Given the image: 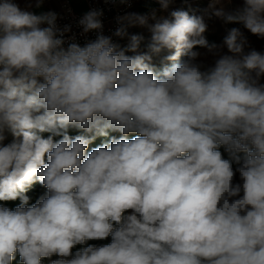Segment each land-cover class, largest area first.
Masks as SVG:
<instances>
[{"label":"clouds","instance_id":"obj_1","mask_svg":"<svg viewBox=\"0 0 264 264\" xmlns=\"http://www.w3.org/2000/svg\"><path fill=\"white\" fill-rule=\"evenodd\" d=\"M45 2L0 0V264H264V52L205 35L264 38V0L93 8L84 43Z\"/></svg>","mask_w":264,"mask_h":264},{"label":"rangeland","instance_id":"obj_2","mask_svg":"<svg viewBox=\"0 0 264 264\" xmlns=\"http://www.w3.org/2000/svg\"><path fill=\"white\" fill-rule=\"evenodd\" d=\"M208 6V0H189V3H184L183 0L176 1L172 5H170L169 12L174 9H191L195 14H200L201 11ZM239 6L238 3H233L229 5V8H235ZM159 15H168V12H160L158 13ZM208 30L205 33L207 39L209 42H216V43H222L223 38L227 35L228 29L231 27H241L242 31H244V35L246 36L248 40V46L246 47V51L250 50L252 48L264 52V38H259L257 36L252 35L249 33L247 30L243 29L241 25H234V24H229L226 25L222 21L218 19H212L208 20ZM128 33L129 35L131 34H143L145 36V41L142 42L141 44V51L145 50V46L148 41L149 33L147 29L141 28L139 26L136 27H129L128 28ZM128 43L127 37L124 38L123 40V46ZM200 51H204L203 49H200ZM157 63L159 61L157 60ZM72 135L77 134V130L72 129L70 130ZM9 140H11V136L8 137ZM101 138H97L96 140H100ZM7 142V141H6Z\"/></svg>","mask_w":264,"mask_h":264},{"label":"built area","instance_id":"obj_3","mask_svg":"<svg viewBox=\"0 0 264 264\" xmlns=\"http://www.w3.org/2000/svg\"><path fill=\"white\" fill-rule=\"evenodd\" d=\"M86 4V11H89L90 9L97 8L102 9L104 12V15L102 17L103 23H104V34L105 35H112V33L115 31V29L118 27L116 23V17L118 15H124L126 13L131 12L137 4L141 0H133V3L131 7H127L125 5H118V4H112V3H105L104 0H84ZM57 12L61 19L58 20V23L63 26L64 24H71L73 28V33L77 35V38L80 43H84L85 37L80 36V32L82 31L79 27H77V21L78 19L85 13H79L77 12L72 4L71 0H61V10L55 11ZM87 38H95V33H89ZM114 42H117L123 46V39L114 37ZM110 242V239L109 241ZM55 258V257H53Z\"/></svg>","mask_w":264,"mask_h":264},{"label":"crops","instance_id":"obj_4","mask_svg":"<svg viewBox=\"0 0 264 264\" xmlns=\"http://www.w3.org/2000/svg\"><path fill=\"white\" fill-rule=\"evenodd\" d=\"M74 9L79 13H84L86 11V4L84 0H71ZM179 1V0H176ZM21 7H25L24 0H19ZM152 8L159 9V5L155 3H150L148 0H141L135 9H133L131 12L136 13H146ZM47 10H53V11H60L61 10V0H46L43 7L41 9H38L36 11H47Z\"/></svg>","mask_w":264,"mask_h":264},{"label":"trees","instance_id":"obj_5","mask_svg":"<svg viewBox=\"0 0 264 264\" xmlns=\"http://www.w3.org/2000/svg\"><path fill=\"white\" fill-rule=\"evenodd\" d=\"M131 138V137H129ZM105 138H101L100 140H96L94 142V144L92 145L97 146L100 143H102L104 141ZM44 192V189L37 183L35 185H33L29 190H28V195L31 197V202H35V200ZM19 201H14V202H7V206L9 207H15L16 204H18ZM110 239V238H109ZM109 240H104V241H90L89 243H94L97 245H101V244H105V243H109ZM45 264H48L47 261H45Z\"/></svg>","mask_w":264,"mask_h":264}]
</instances>
